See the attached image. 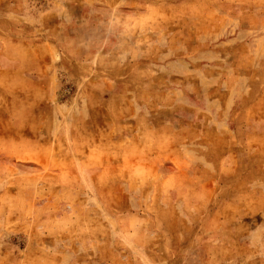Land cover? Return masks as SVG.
Masks as SVG:
<instances>
[{
  "label": "rangeland",
  "instance_id": "obj_1",
  "mask_svg": "<svg viewBox=\"0 0 264 264\" xmlns=\"http://www.w3.org/2000/svg\"><path fill=\"white\" fill-rule=\"evenodd\" d=\"M0 264H264V0H0Z\"/></svg>",
  "mask_w": 264,
  "mask_h": 264
}]
</instances>
